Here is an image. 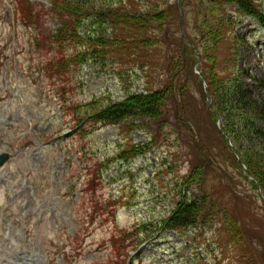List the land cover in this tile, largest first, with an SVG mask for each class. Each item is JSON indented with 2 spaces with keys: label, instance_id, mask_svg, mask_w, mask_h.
Instances as JSON below:
<instances>
[{
  "label": "rangeland",
  "instance_id": "374dc122",
  "mask_svg": "<svg viewBox=\"0 0 264 264\" xmlns=\"http://www.w3.org/2000/svg\"><path fill=\"white\" fill-rule=\"evenodd\" d=\"M77 1L91 8L77 21L80 34L108 39L112 30L95 10L108 13L128 0ZM136 1L133 11L147 10ZM205 1H186L188 37L217 57L216 65L201 56L200 68L217 74L226 96L237 83L250 88L248 99L263 101L255 86L264 79V30L235 6L215 1L203 11ZM72 7L70 0H0V155H9L0 168V264H264L263 198L221 135L227 116H219L221 125L212 116L195 71L179 76L191 95L184 113H174L175 96L171 116L159 120L80 124L92 101L105 106L161 90L169 74L162 65L149 68L158 53H141L137 62L92 54L84 40L54 41L61 8ZM231 16L234 29L215 40L206 28L207 41H200L203 24L217 31ZM171 22L169 37H181V16ZM178 44L166 47L173 52ZM79 54L87 61L57 67ZM258 108L232 112V121L248 117L264 130ZM184 196L211 202L200 211L209 223L165 229Z\"/></svg>",
  "mask_w": 264,
  "mask_h": 264
},
{
  "label": "trees",
  "instance_id": "16d2710c",
  "mask_svg": "<svg viewBox=\"0 0 264 264\" xmlns=\"http://www.w3.org/2000/svg\"><path fill=\"white\" fill-rule=\"evenodd\" d=\"M70 1L73 7L69 13L61 8L63 14H60L59 23H61L60 26H62V28L60 27L57 35L54 36V41L83 43L84 40V44L91 46L87 51H91L92 54L110 51L115 55L133 57L137 62H139L141 58V53L148 54L149 52H153L154 57L156 53H158L157 58L159 60L157 62L154 61L155 66L149 68L157 71L158 66L162 65L163 70H166L169 74L167 85L161 90H147L142 93H136L129 95L124 100L111 102L105 106H101L100 102L97 100L92 101L87 106L90 110L88 111L90 112V116L80 124L91 121L93 124L98 125H118L127 120L136 122L138 119L139 122L142 120H159L164 116H169V114L171 116L172 112L168 108V102L172 105L176 104L175 96H178V101L177 107L173 105L175 107L174 113L176 115L177 113H184L186 103L187 108L189 107L188 99L191 95H188L185 84L178 81L179 76L183 72L187 74V70L191 73L198 60L190 43L184 42L182 36L176 37V39L172 38L173 35L169 37L168 27L171 29L173 22H171V20L173 18H178L180 21L179 9L176 3L172 4L171 0H141L143 7L147 6V10L133 11L136 7H139V4L135 3L133 0L131 6L121 5L119 7H113L108 10V13H103L102 9L95 10L94 18H96L98 22L107 24L108 29L112 30V33L108 39L103 37L91 39L85 38L80 34V27L77 24L78 20L85 18L86 13L89 12L91 8L87 7L88 3L86 2L80 1L81 3H79L77 0ZM186 1L187 0H182L181 2V8L184 12V21L187 20L186 17L188 16ZM215 1L219 2L220 7L229 5L232 8L235 6L234 10L239 11L244 16L256 19L264 29V9L260 5V0H206V3L202 4L203 11L208 9L206 4L210 6L209 8L212 10L211 6ZM74 8L78 11L73 12ZM81 9H84L82 11L85 13L83 16H81L80 13ZM92 10L94 9L92 8ZM63 15H65V17H63ZM69 19H71L72 22L67 23ZM233 20L232 16L220 19L219 24L221 28L217 31L211 29V25L206 27L203 24L200 28V41H207L206 28L209 33L213 35L214 39L217 40L228 31L234 29ZM185 23L186 21L184 22V27ZM180 28L181 25L179 24L177 28L178 33ZM233 36H235V33ZM188 39L199 52H201L200 49H203L201 56L204 59L212 60L213 64L217 65V57L214 56V50H211L212 47L208 44L207 46L203 44L199 46V41H194L190 37H188ZM167 41H179V44L172 50L173 52L169 51L168 47H166ZM74 45L76 44H73V46ZM216 46H218V44ZM152 54L146 55L145 58L152 57ZM176 54L179 58L178 61L175 59ZM82 56V54H79L68 57L66 61L58 60L56 65L57 67L63 68L64 66V68H66L67 66L65 65L68 64H82L84 61H87L86 59L81 60ZM177 64H181L182 68L175 70ZM204 76L208 82L210 92L215 99L216 111L219 115L224 113V115L227 116L225 120V131L229 133L237 146V150L243 155L251 175H253L260 184L264 195V130L258 129L254 124L245 120V118L248 117L243 116L244 118L241 120L243 122L242 125L237 121L236 124L232 121L234 117L232 112L240 116V112L245 113L250 106L258 105L260 108H258L259 115L264 122V100L261 101L257 98L252 101L248 99V89L250 90V88L246 85L244 86L237 83V85L234 84L231 86L233 87L231 95L226 96L225 92H228V89L223 85L222 81L219 80L216 73L207 71L204 73ZM256 81L257 86H255V89H259L264 96V79ZM227 98H230L229 105ZM212 116H214L213 113ZM246 151L253 155H247ZM210 204L211 202L206 203L199 199H189L185 197L178 203L176 210L164 221L166 226L165 229L186 230L190 227H198L200 223L208 224L209 222L206 221V216L204 218L200 217V211ZM243 263L246 264L247 261L241 262V264Z\"/></svg>",
  "mask_w": 264,
  "mask_h": 264
},
{
  "label": "water",
  "instance_id": "95a60500",
  "mask_svg": "<svg viewBox=\"0 0 264 264\" xmlns=\"http://www.w3.org/2000/svg\"><path fill=\"white\" fill-rule=\"evenodd\" d=\"M182 17V15H181ZM8 159V157L6 155L0 157V166Z\"/></svg>",
  "mask_w": 264,
  "mask_h": 264
},
{
  "label": "bare ground",
  "instance_id": "6f19581e",
  "mask_svg": "<svg viewBox=\"0 0 264 264\" xmlns=\"http://www.w3.org/2000/svg\"><path fill=\"white\" fill-rule=\"evenodd\" d=\"M181 22L184 23V21H183V16L181 17ZM182 27H184V25H182Z\"/></svg>",
  "mask_w": 264,
  "mask_h": 264
}]
</instances>
